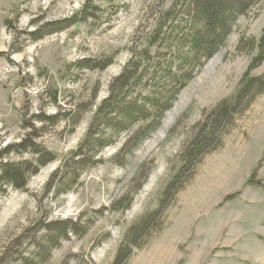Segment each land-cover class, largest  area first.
Wrapping results in <instances>:
<instances>
[{"label":"rangeland","instance_id":"1","mask_svg":"<svg viewBox=\"0 0 264 264\" xmlns=\"http://www.w3.org/2000/svg\"><path fill=\"white\" fill-rule=\"evenodd\" d=\"M242 1L246 12L231 23L211 58L203 66L204 59L184 65L190 80L158 123L159 110L147 105L118 133L110 126L115 117L108 116L112 123L101 120L95 128L106 146L88 150L95 165L71 169L70 155L112 95V81L132 53L145 49L170 10L174 21L160 36L167 39L138 66L145 73L126 102L141 105L152 93L171 99L177 86L161 75L167 64L179 66L189 0H0V162H28L37 170L23 189L1 187L0 264H113L128 230L143 221L148 225L137 243L141 248L123 264H264V61L250 73L262 81L209 145L186 161L257 55L264 0ZM83 7L93 14L86 21L77 15ZM70 18L80 21L37 41L29 35ZM187 53L183 48L180 56ZM84 60L110 64L101 71L79 68ZM22 143L30 147L4 154ZM33 145L56 160L39 166ZM65 162L60 176L69 175L62 182L78 178L55 197L47 184ZM67 222L77 225V234L44 228Z\"/></svg>","mask_w":264,"mask_h":264},{"label":"trees","instance_id":"2","mask_svg":"<svg viewBox=\"0 0 264 264\" xmlns=\"http://www.w3.org/2000/svg\"><path fill=\"white\" fill-rule=\"evenodd\" d=\"M246 10L247 8L242 0H189V4L185 11L189 18L184 23L185 26L181 30L183 42L181 44V49L177 54L179 66L173 70L172 65L167 64L163 67V72L161 75V78H168L172 84L177 86L173 95L171 96V99H165L162 101L161 99L163 94L152 93L150 96L144 98V102H142L141 105H137L135 102L128 104L126 102L128 93H130L132 89L140 86L139 84L141 83L145 73L143 70H140L138 66L142 60L144 61L148 58L150 49L161 46L162 43H164V40L167 39L165 38V35H168L166 33H164V35L162 34L163 39H160V36L162 30L167 28V26L165 27L166 23L170 24V28L172 22L174 21V16H172V10L165 13L161 17L163 19L162 23L158 22L157 27L148 36L145 49L139 53H132L130 61L126 64L121 74L112 81L110 85L112 95L104 100L99 106L94 119L89 125L88 132L85 135L82 145H80L76 151H73L70 155L71 157L69 160L74 165L71 167V169L90 167L89 161L93 160L95 153H93L94 151L88 152L89 148L96 147L97 151H99L106 146L107 142L103 141V133L99 132L98 129L95 128H97L101 120H103L105 125L112 123V120L107 119L108 116L113 115L115 117L114 120L117 122H114V124H111L110 126L112 127L113 131L118 133L128 124L133 122L136 117L143 115L145 106L147 105L151 106L155 110H159L158 118L155 120V122L157 121L158 123V119H160L164 112L171 107L172 102L174 101L180 88H182L185 83L190 80L192 73L190 71L183 72L184 65L193 66L197 63H200L201 60L204 59V62L199 64L203 66V64L211 58L218 46L223 44L230 32L231 23L238 15L245 13ZM85 11L86 9L83 7L81 12L77 14L78 16L83 17V21H86L88 17L93 16V14H85ZM78 21L75 18H70L63 21L45 23L34 29V31L29 35L32 39L37 41L45 34L59 31L63 27H68L78 23ZM183 48H187L188 53L186 55L180 56L182 55ZM256 49L257 55L252 59L251 64L244 73L238 90L235 92L232 98L225 100L219 105L217 115L215 114V116H213V121L210 122L212 129H209L208 132L204 133V135L196 138L194 144L190 147L191 149L186 157L188 164L191 163L192 159H194L199 153H201L204 147L209 145L213 139V134L215 133L216 129L228 116H232L236 107L242 100H244L254 84H256V82L262 81V78L260 77L254 78L253 76H250V73L264 61V29L257 42ZM78 64L80 65L79 68L85 67L87 69H99L101 71L104 70L110 64V62L102 61L98 66H92L90 65V60H84ZM136 74H138V76H136ZM124 90H126V92L123 94ZM106 107L111 108L106 110ZM141 119L143 120L146 118ZM112 136H114V133ZM143 138L144 136H142L141 139ZM28 147H30V145H27L26 147L25 143L10 145L4 150V154H10L13 151L17 152L20 149L26 150ZM32 152L36 155V160L39 166H44L56 160L55 154L47 152L39 146L33 145ZM65 165L66 162L64 164H60L56 168L54 173L50 176L47 184V193H53L55 197L63 193L66 188L70 189L78 178V176H73L70 178L71 180L68 179L66 183L65 180L62 182V179H67L69 175L68 173L65 175V172H62V177L60 176L61 170L63 171V169H65L66 171L67 169ZM91 165L93 166L95 163L93 162ZM27 167H32V164L28 162H23L20 164L11 161L4 163L0 162V190L1 187L23 189L26 186L29 178L37 172V170H31ZM26 169H29L32 172H29V170ZM25 171H28L27 174H24ZM130 205L131 199L127 200L126 204L121 209V212L127 210ZM147 225L148 222L143 221L128 230V233L124 236L122 242L119 245L113 264H123L128 259L134 248H141V246H138L137 243L143 236ZM75 227H77V225L72 224L71 222L44 224L45 229L55 231L61 236H65L68 231H72L73 233L77 234V231H74ZM50 243H53L52 238L50 239Z\"/></svg>","mask_w":264,"mask_h":264}]
</instances>
